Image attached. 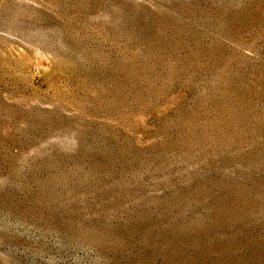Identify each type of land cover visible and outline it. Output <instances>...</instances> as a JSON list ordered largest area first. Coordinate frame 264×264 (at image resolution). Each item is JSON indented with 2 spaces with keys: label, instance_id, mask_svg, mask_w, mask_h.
<instances>
[{
  "label": "rangeland",
  "instance_id": "374dc122",
  "mask_svg": "<svg viewBox=\"0 0 264 264\" xmlns=\"http://www.w3.org/2000/svg\"><path fill=\"white\" fill-rule=\"evenodd\" d=\"M0 264H264V0H0Z\"/></svg>",
  "mask_w": 264,
  "mask_h": 264
}]
</instances>
